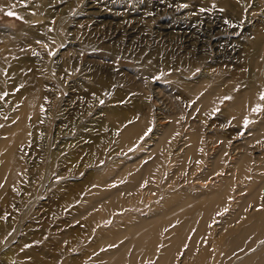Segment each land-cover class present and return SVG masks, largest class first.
Returning <instances> with one entry per match:
<instances>
[{"label": "rangeland", "instance_id": "rangeland-1", "mask_svg": "<svg viewBox=\"0 0 264 264\" xmlns=\"http://www.w3.org/2000/svg\"><path fill=\"white\" fill-rule=\"evenodd\" d=\"M259 38L264 53V0H0V140L40 91L14 146L17 177L0 181V264H102L119 247L112 234L168 198L205 195L237 174L230 146L251 145L264 111V83L250 68ZM207 84L227 95L205 106ZM239 90L255 101L238 118L230 103ZM134 126L138 136L124 139ZM254 146L264 158V136ZM157 156L140 194L126 193ZM105 191L116 193L115 209L105 208ZM227 202L199 238L212 256L209 237L222 238L234 213Z\"/></svg>", "mask_w": 264, "mask_h": 264}, {"label": "bare ground", "instance_id": "bare-ground-1", "mask_svg": "<svg viewBox=\"0 0 264 264\" xmlns=\"http://www.w3.org/2000/svg\"><path fill=\"white\" fill-rule=\"evenodd\" d=\"M261 41L262 39L259 38L254 42L250 68L257 69L255 76L264 83V53L259 47ZM19 67L18 64L13 65L14 69ZM220 86L221 84L205 85L199 102L210 106L219 98L226 96L227 94L222 96ZM35 88L26 96L20 114L16 116L15 124L2 133L0 181L14 183L20 170L14 146L27 136L26 116L34 114L40 99L39 88ZM241 90L232 96L230 103L231 114L238 118L242 115L243 108L246 107L250 111L255 101L254 92L240 94ZM22 94L24 95L23 92ZM155 98V102L167 107L169 112L172 110L168 104L169 99L162 92H155ZM255 123L251 129L252 138L248 141L250 146L244 142L230 146L231 153L235 152L237 155L236 159H232L235 161L233 171H237V174L231 173L217 189L210 190L205 195H177L157 204L154 215L133 221L119 233L109 237L110 245L120 241L119 247L115 251L106 253L102 264H177V261L178 264H264V158L255 155L254 146L256 139L264 136V111L256 118ZM139 133V126L129 127L124 130L123 138L131 141ZM191 141L193 145L188 150V154L194 156L197 142L195 137ZM163 144L164 140L159 141L156 151L162 148ZM159 160L160 157L157 156L153 162L144 167L141 175H134L125 187L126 193L131 194L132 197L140 194V182L149 175L152 167ZM217 160L215 165L218 164ZM124 174L122 173L119 178H124ZM244 178L245 187L238 188L231 195L233 182L242 181ZM99 195H107L102 197V199L107 198L106 209L116 208L115 192L105 191L100 192ZM230 197L232 203L229 207L234 209V213L221 223L218 233H223L222 238L209 237L216 248L215 255L212 256L211 250L201 247L199 238L204 237L209 231V224L214 221L212 212L222 211ZM184 246L186 248L183 250Z\"/></svg>", "mask_w": 264, "mask_h": 264}, {"label": "snow or ice", "instance_id": "snow-or-ice-1", "mask_svg": "<svg viewBox=\"0 0 264 264\" xmlns=\"http://www.w3.org/2000/svg\"><path fill=\"white\" fill-rule=\"evenodd\" d=\"M8 15H13V13L9 12ZM261 99H264V94L261 95ZM255 110V109H254Z\"/></svg>", "mask_w": 264, "mask_h": 264}]
</instances>
